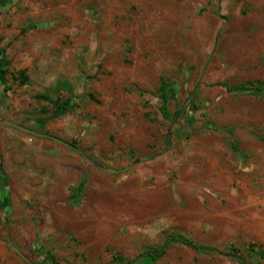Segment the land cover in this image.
I'll return each mask as SVG.
<instances>
[{
  "label": "rangeland",
  "instance_id": "obj_1",
  "mask_svg": "<svg viewBox=\"0 0 264 264\" xmlns=\"http://www.w3.org/2000/svg\"><path fill=\"white\" fill-rule=\"evenodd\" d=\"M0 71L94 166L0 181V264H264V0H0Z\"/></svg>",
  "mask_w": 264,
  "mask_h": 264
},
{
  "label": "crops",
  "instance_id": "obj_2",
  "mask_svg": "<svg viewBox=\"0 0 264 264\" xmlns=\"http://www.w3.org/2000/svg\"><path fill=\"white\" fill-rule=\"evenodd\" d=\"M9 102L12 105L7 112L4 107L6 102L0 89V116L18 123L20 121L16 119L13 110V106L17 107V102L16 100L11 101V99ZM46 123V117H37L29 123L30 127L28 128L35 131L38 129L37 132L49 134ZM10 130L19 131L31 138L29 140L20 139V147L17 146L13 151L12 147L16 145V139L11 132H8ZM0 158V181L5 185L3 193L7 191L9 193V190L24 193L30 189L40 193L38 196L45 194L50 199L66 196L72 201L81 198L80 193L84 192L89 183L86 181V167L89 170L94 167L86 165L84 156L64 144L48 138L33 136L2 124H0ZM92 173L94 176V171ZM78 178L81 179L79 182L80 191L73 195L69 190V185Z\"/></svg>",
  "mask_w": 264,
  "mask_h": 264
},
{
  "label": "water",
  "instance_id": "obj_3",
  "mask_svg": "<svg viewBox=\"0 0 264 264\" xmlns=\"http://www.w3.org/2000/svg\"><path fill=\"white\" fill-rule=\"evenodd\" d=\"M0 124L2 125H5V126H9L11 128H15V129H19L25 133H28V134H31L33 136H38V137H42V138H48V139H51V140H54V141H57L61 144H64L70 148H75L74 146L70 145L68 142L60 139V138H57L55 136H52V135H49V134H43V133H40V132H37L35 130H32L28 127H25L21 124H18L12 120H8V119H5L3 117L0 116ZM0 164H1V158H0Z\"/></svg>",
  "mask_w": 264,
  "mask_h": 264
},
{
  "label": "trees",
  "instance_id": "obj_4",
  "mask_svg": "<svg viewBox=\"0 0 264 264\" xmlns=\"http://www.w3.org/2000/svg\"><path fill=\"white\" fill-rule=\"evenodd\" d=\"M161 93H162V98H163V105H162V112L164 113V116L166 117V119H170L171 115L169 114L168 110H167V103L169 102V100L172 98V92L173 89L171 88V86L167 83H163L161 88Z\"/></svg>",
  "mask_w": 264,
  "mask_h": 264
},
{
  "label": "flooded vegetation",
  "instance_id": "obj_5",
  "mask_svg": "<svg viewBox=\"0 0 264 264\" xmlns=\"http://www.w3.org/2000/svg\"><path fill=\"white\" fill-rule=\"evenodd\" d=\"M69 143V142H68ZM70 144V143H69ZM70 145H72V146H74L73 144H70ZM68 147V146H67ZM75 148H70V147H68V148H70L71 150H74V151H76L78 154H80V155H82V156H84V157H86V155L85 154H83L76 146H74ZM88 158V157H87ZM90 160V159H89ZM105 170L106 171H108V172H112V171H110V170H108V169H106L105 168Z\"/></svg>",
  "mask_w": 264,
  "mask_h": 264
}]
</instances>
